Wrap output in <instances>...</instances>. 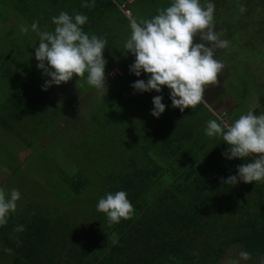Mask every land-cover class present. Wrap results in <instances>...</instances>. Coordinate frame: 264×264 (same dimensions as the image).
I'll return each mask as SVG.
<instances>
[{
  "label": "trees",
  "instance_id": "1",
  "mask_svg": "<svg viewBox=\"0 0 264 264\" xmlns=\"http://www.w3.org/2000/svg\"><path fill=\"white\" fill-rule=\"evenodd\" d=\"M125 2L129 17L119 8ZM171 2L0 0V165L16 171L18 149L45 138L56 158L41 164L45 181L18 186H27L24 203L0 226V264H264V182L222 179L255 155L229 160L222 137L204 133L210 119L233 123L240 103L252 101L245 94L264 87V0H213L214 31L229 42L214 50L224 66L202 101L183 112L171 106L166 86L160 93L131 87L149 74L130 72L135 57L123 47L130 20L151 19ZM61 11L83 13L84 31L107 40L103 89L89 86L85 74L44 90L50 78L37 68L31 24L53 31ZM194 42H204L199 33ZM227 90L233 101L221 110ZM156 95L166 105L159 118L151 115ZM254 107L261 114L264 100ZM10 145L14 151L4 148ZM119 190L133 212L109 224L96 205Z\"/></svg>",
  "mask_w": 264,
  "mask_h": 264
},
{
  "label": "clouds",
  "instance_id": "2",
  "mask_svg": "<svg viewBox=\"0 0 264 264\" xmlns=\"http://www.w3.org/2000/svg\"><path fill=\"white\" fill-rule=\"evenodd\" d=\"M94 5L95 0H82V7ZM214 11L213 0H207L206 6L200 0H172L151 19L130 20L131 32L123 45L125 53L130 52L135 57L129 70L137 77L142 73L149 74L146 81L138 79L131 87L141 93L153 90L160 93L166 86L170 90L171 106L181 112L200 103L205 86L216 82L217 74L224 66L214 58V50L226 48L229 43L221 40L214 31ZM122 12L129 16L125 10ZM87 22L88 17L83 13L61 11L52 17L53 31H41L38 21L31 24V30L39 37L34 52L39 62L37 68L50 78L45 81L44 90L66 83L74 75L81 78L85 74L89 86L97 90L105 87L107 40L85 32L83 25ZM27 31L26 26L21 28L22 33ZM197 33L203 43L194 42ZM162 101V95L153 97L152 116L159 118L164 113L166 105ZM218 120L207 121L204 133L208 137H222L228 145L223 153L225 158L247 161L255 155L254 159L237 166L236 175L222 178L224 183L264 182V113L255 114L254 110H249L230 125ZM127 197L123 190L109 192L98 200L97 211L106 214L109 224L129 219L133 205ZM19 199V190L12 189L6 194L0 189V226L8 222L11 212L16 211ZM23 230V225L16 228V231ZM241 255L248 258L247 253Z\"/></svg>",
  "mask_w": 264,
  "mask_h": 264
},
{
  "label": "rangeland",
  "instance_id": "3",
  "mask_svg": "<svg viewBox=\"0 0 264 264\" xmlns=\"http://www.w3.org/2000/svg\"><path fill=\"white\" fill-rule=\"evenodd\" d=\"M129 4L130 3L125 2L124 4H122L120 6V9L122 11L125 10V14H126V11L128 10L129 16H130ZM125 16L129 17L128 15H125ZM8 26H10V22H8ZM1 27H4V26H1ZM2 29L6 30L7 28H2ZM226 59L227 58L224 57V61ZM234 67H236V66H233V68ZM233 68H232V70H233ZM232 70H231V72H232ZM253 86H255L256 89L252 90L251 95L249 93L245 94V97L252 96L251 97L252 101L250 100L251 101L250 103L246 102V101H242L240 103V105L237 107V112H241L242 114H246L249 110H252V108L254 106H256V104L258 102L264 100L263 84H257V85L255 84ZM228 94L230 95V97L227 96V98L223 100L224 106L221 107V110H224L223 108L227 107L226 106V104H228L227 100L233 101L232 96H231V92L229 90H227V95ZM73 104H74L73 100L69 101L67 103V105H68L67 109L71 108L73 106ZM79 107H80V112L84 111L83 106H79ZM262 111H263L262 113H264V110H262ZM220 118H222V115H220ZM225 120H227V119H225ZM223 123L228 124L227 121H224ZM13 138H14V136H13ZM48 140H49L48 138H45L43 141H41V144L37 143L34 147H32L30 149L25 148V147H22V149L21 148L18 149L17 159H18V163H19L20 168L17 169L16 171L11 170L12 172H10V170L7 166L0 165V189H3L5 191V193L7 194V193H10V191L12 189L19 190L18 186L19 185L23 186L24 181L27 184H30V181H32V180H33V182H36L35 180H38V182L40 181L41 183L43 181H45L43 179L44 173L42 170L44 166L42 167L41 164L44 160L53 161L54 159H56L54 156V149H52V147H51L52 144L50 141L48 142ZM5 144L6 143L0 144V154L2 152V148ZM4 148L6 150L8 149V150L14 151V148L11 145L8 148H6V147H4ZM57 154H58V152H57ZM51 158H53V160H50ZM13 167H15V165H13ZM6 178H7V180H6ZM21 180H23V181L21 182ZM6 181H7V183H6ZM26 187L27 186L25 185L23 191H19L20 192V199L17 201V203L19 201L24 203L23 195L26 191ZM39 190L41 191L42 188L39 187ZM50 193L53 194L54 196L56 195L51 190H50ZM49 199H48L49 202H51V200L53 198L50 197Z\"/></svg>",
  "mask_w": 264,
  "mask_h": 264
},
{
  "label": "built area",
  "instance_id": "4",
  "mask_svg": "<svg viewBox=\"0 0 264 264\" xmlns=\"http://www.w3.org/2000/svg\"><path fill=\"white\" fill-rule=\"evenodd\" d=\"M126 14H129V12H128V11H126Z\"/></svg>",
  "mask_w": 264,
  "mask_h": 264
}]
</instances>
